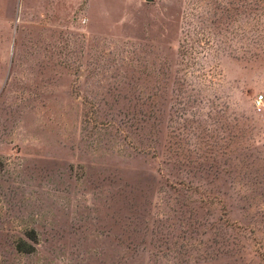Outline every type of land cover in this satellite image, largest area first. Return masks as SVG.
<instances>
[{
    "label": "rangeland",
    "instance_id": "374dc122",
    "mask_svg": "<svg viewBox=\"0 0 264 264\" xmlns=\"http://www.w3.org/2000/svg\"><path fill=\"white\" fill-rule=\"evenodd\" d=\"M0 264H264V0H0Z\"/></svg>",
    "mask_w": 264,
    "mask_h": 264
},
{
    "label": "built area",
    "instance_id": "2783aa9c",
    "mask_svg": "<svg viewBox=\"0 0 264 264\" xmlns=\"http://www.w3.org/2000/svg\"><path fill=\"white\" fill-rule=\"evenodd\" d=\"M261 100H262V98H261ZM261 100H259V101H258V104H261V103H262V101H261Z\"/></svg>",
    "mask_w": 264,
    "mask_h": 264
}]
</instances>
